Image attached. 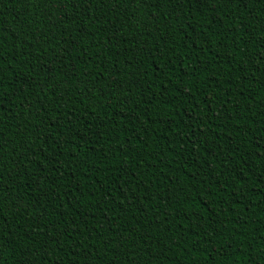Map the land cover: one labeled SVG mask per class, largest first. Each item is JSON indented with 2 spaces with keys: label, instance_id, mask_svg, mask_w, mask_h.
<instances>
[{
  "label": "trees",
  "instance_id": "16d2710c",
  "mask_svg": "<svg viewBox=\"0 0 264 264\" xmlns=\"http://www.w3.org/2000/svg\"><path fill=\"white\" fill-rule=\"evenodd\" d=\"M0 264H264V0H0Z\"/></svg>",
  "mask_w": 264,
  "mask_h": 264
}]
</instances>
